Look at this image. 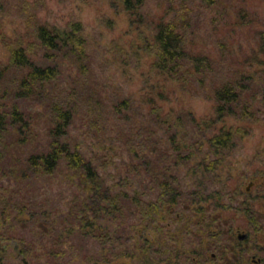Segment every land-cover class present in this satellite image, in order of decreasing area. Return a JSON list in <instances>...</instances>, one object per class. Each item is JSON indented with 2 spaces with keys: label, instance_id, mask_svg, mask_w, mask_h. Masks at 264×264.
<instances>
[{
  "label": "rangeland",
  "instance_id": "rangeland-1",
  "mask_svg": "<svg viewBox=\"0 0 264 264\" xmlns=\"http://www.w3.org/2000/svg\"><path fill=\"white\" fill-rule=\"evenodd\" d=\"M1 2L0 106L7 114L16 108L24 119L8 120L0 148V232L26 251L25 260L12 254V264H234V251L242 246L248 264H264V101L253 103L261 113L217 119L212 98L215 88L240 80L245 70L254 77L251 90L264 82V59L253 57L264 36V0H144L136 14L120 0ZM161 19L188 21L184 47L208 57L210 67L166 82L169 99L157 114L146 99L155 96L153 84L162 82L151 68L153 29ZM69 21L82 24L81 57L39 46L33 36L38 22L63 27ZM20 41L34 63L58 66L54 80L20 89L26 70L9 60V49ZM123 98L131 108L116 114L110 105ZM56 105L72 110L69 140L117 192L131 193L137 182L127 166L130 146L150 154L152 178L174 176L178 195L170 214L142 212L140 219L126 202L125 220L98 213L99 228L83 229L72 204L81 190L66 166L55 177H39L40 184L21 179L28 156L49 144ZM213 126L232 127L233 147L207 143ZM154 182L143 190L157 201ZM65 228L69 234L57 238ZM115 230L126 242L105 246L102 234ZM134 231L136 238L129 234Z\"/></svg>",
  "mask_w": 264,
  "mask_h": 264
},
{
  "label": "trees",
  "instance_id": "trees-1",
  "mask_svg": "<svg viewBox=\"0 0 264 264\" xmlns=\"http://www.w3.org/2000/svg\"><path fill=\"white\" fill-rule=\"evenodd\" d=\"M120 2L123 9L131 14H136L144 5V0H120ZM2 7V2L0 0V9ZM181 22L182 23L175 22L172 19L171 21L161 19L159 22L155 23L153 29L152 43L154 60L151 61V68L154 73H156L155 75L162 79V82H158L157 80V82L153 84L154 88L152 91L156 90L155 96L147 98L146 103L147 106H149V109L156 110L157 114L164 112V104L167 103V100L169 99L165 94L167 92L165 88L166 82L172 84V78L177 76L179 79L183 77V74L185 73L188 75H202L203 70L210 67V59L208 57L202 55V53L187 51L185 49V30L183 27H187L189 23L184 19ZM33 33L39 46L42 49L47 50L49 53L65 51L75 53L77 54V57H81L84 53L85 38L80 21H69L63 27L49 26L48 24L38 22L35 25ZM259 39V49L257 53H254L255 55L253 57L260 62L261 59H264V36ZM9 60L10 66L26 70V76L19 84L20 89L22 90L54 80L59 73L57 65L38 64L30 60L27 50L21 41L13 48L9 49ZM260 64L263 65L264 60H262ZM180 73H182V76H180ZM3 74L4 69L0 68V83ZM201 81L203 82V80ZM253 82L254 77L249 74V70H245L241 73L240 80L235 82L228 80L218 88H215L212 98L214 100V112L217 119H222L229 114L230 116H234L240 113L241 116H252L257 111L261 113L253 103L264 101V82L261 84L257 83L253 88L254 90H251L250 88ZM249 90L252 92H249ZM250 93L254 94L250 95ZM99 100L100 99L97 100L96 98V106ZM129 101V99L123 98L119 102L112 103L110 107L116 114L125 113L127 109L131 108ZM239 108H241V111ZM53 113L56 115V119L54 125L49 131L51 137L49 144L44 150L32 153L28 156L25 160V170L23 171V175L27 176H20L21 179H31L32 182H36L41 180L39 177H55V175L59 173L61 167L66 166L69 169V173L71 172L67 175H70L71 178L76 180L78 183V189L81 190V192L77 193L74 197L72 204L73 207L76 206V210H73L75 221H80L79 224L81 223L80 225L83 229L99 228L95 225V221L98 219L95 218V216L98 213L104 214L106 217L114 215L116 217L115 219H124L125 216H123V214L125 213L123 205L126 202L136 207L135 215H139V217L137 216L138 218H142V212H147L148 214H150V212H153L154 214L159 213L160 216L164 212L170 214L171 205L177 203L178 192L174 186L175 178L166 173L152 178L150 173L152 162L150 154L146 150H142L139 146L129 147L130 161L127 166L128 170L137 173V182L134 184V190L131 193L125 191L117 192L116 185L113 184L112 181L110 182L111 184H107L108 181H106L100 172H98L92 158L87 157L79 145L73 144L69 140L68 127L74 116L72 110L56 105L53 108ZM168 114L171 115L170 113ZM10 118H12L15 123L24 122L22 113L16 108H12L10 113L7 114L0 106V148L7 127V122ZM215 127L216 126L212 127V132L209 136H205L207 138V143L211 145L212 148L217 147L223 149L233 147L235 141L231 129L232 127L229 130V128L222 126L218 131ZM247 133L248 132H246V134ZM215 163V161H211V164ZM36 174L41 176H36ZM216 178L220 177L216 176ZM153 181H155V187L159 192V200L157 201H153L151 198L152 196L146 195V192L143 190L148 188L152 189L153 187L151 186H153ZM36 183L40 184L38 182ZM163 194L168 197V202L162 201ZM217 195L219 204L221 202L219 199L221 198V195L219 192H217ZM1 203L5 204L2 201ZM91 205H95L96 208H90ZM24 207L26 208V206ZM138 208L142 209L139 210ZM32 212L33 211H31L30 214H32ZM17 213L19 214V212ZM117 214H120V216H116ZM148 218L150 219V217ZM158 219L159 218H157V220ZM162 219L163 217H161V220ZM117 231L118 230H115L113 234L110 232L102 234V237H106L103 243L105 246L111 247L114 243L126 242V240H123L126 238L125 235L123 233L119 234ZM69 232H67V229L65 228L63 231L59 232L58 236H56L57 238L62 239L64 236L68 235ZM132 233L135 234V231L129 232V234L132 235V238H136V234L134 235ZM12 238V235H7L6 232H0V264H12V254H14L16 258L22 256L21 260L26 259V251L19 246L18 240V242L16 241L17 243L15 242L16 244L7 243ZM161 243L165 244V241H162ZM237 247L239 248L240 245L237 244ZM234 252V264H248L246 260H248L249 256L248 253L246 255L247 251H245L243 246L239 249H235ZM140 254L145 256L146 251L142 250L140 251ZM174 254H176L174 257L177 259L179 253L177 252ZM124 255L128 254L126 252L120 253L119 257H124ZM25 263L27 264V262Z\"/></svg>",
  "mask_w": 264,
  "mask_h": 264
}]
</instances>
